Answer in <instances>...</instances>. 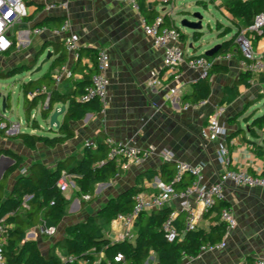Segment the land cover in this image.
Segmentation results:
<instances>
[{"label": "crops", "instance_id": "crops-1", "mask_svg": "<svg viewBox=\"0 0 264 264\" xmlns=\"http://www.w3.org/2000/svg\"><path fill=\"white\" fill-rule=\"evenodd\" d=\"M33 1L40 7H26L27 22H22L21 19L12 29L14 54L27 58L43 46L44 54L51 52L53 55L55 44H63L70 34L77 35L78 45L85 53L76 57L73 53L65 51L67 58L61 67L71 71L73 76L65 78L58 87H53L60 93H66L74 89V84L81 81L84 75H93L95 56L99 50H103L108 54L111 63L108 71L107 105L100 112L88 113L81 121L71 122L74 137L54 149L40 145L36 150H30L21 141L10 138L13 132H6L0 133V150L9 149L22 156L24 164L21 173H27L30 165L35 162L53 169L59 161L68 157L80 159L86 146L95 148L98 142L106 138L129 143L142 150L150 146L155 149L142 165L127 170L120 169L116 178L96 184L94 194L86 201L93 200L89 205L82 208L77 191L74 192L71 206L68 205L66 216L54 234L48 237L46 242H42L45 238L39 236L35 239L45 256L49 254L53 246L51 244L64 239L67 226L86 220L91 216L89 213L95 215L102 207L98 208L103 199H109L114 193L117 195L131 188L138 176L148 171L159 172L161 166L166 163L162 159L163 153L172 154L173 164L183 162L200 168L201 183L207 186L213 184L219 173L224 170L220 163V151L223 148L229 153V169L244 170L253 176L264 175V135L261 131H257L256 135L248 131L245 118L253 115L243 117L246 107L255 103L251 101H254L258 94H264V83L260 81V77L253 75L251 87H240L239 97L226 106L225 113L219 118L224 134L216 141H204L200 137L208 117L220 106L224 88L232 86L238 80L242 72L240 60L233 56L229 62L220 64L228 67L227 74H215L210 77V97L202 106H198L187 99L194 84L201 79V72L197 69L182 66L177 84L169 79L163 80L162 86L155 91L149 87L151 75L161 71L163 53L154 46L153 40L143 33L140 26L141 14L131 6L111 0H46L43 3ZM66 2L67 7H61V4ZM145 4L150 13L167 17L175 26L177 18L181 22L185 17L177 14L187 13L183 0H168L165 3L163 0H145ZM52 5L55 7L49 9ZM224 15L228 18V15ZM65 20L70 23L69 30L55 35L53 30L59 28ZM39 28L44 31L35 34L34 30ZM180 34L183 36L180 44L184 47L189 37L181 31ZM193 35L192 40L198 41ZM252 45L257 54L263 55L264 38L254 39ZM184 49L188 56L202 55L205 51L202 48H193L192 44L189 45L191 53L185 47ZM11 51L12 49L9 52ZM53 59L54 55L46 65L47 69ZM0 65L3 66V63ZM59 68L51 71L52 79ZM175 85L179 90L176 100L170 95V89ZM56 107L60 108L61 105ZM234 118L237 119L235 122ZM13 125H16L15 133L38 135V130H33L28 125L25 132H19V123ZM189 179L195 180L191 175L185 174L184 183ZM156 180L159 179L155 178L150 182L143 180V195L158 193ZM70 194L73 195V192ZM224 196V203L231 209L237 223L236 228L223 237L224 247L202 251L195 259L182 258L179 264H243L248 258L264 259V189L235 187L228 183ZM186 200L198 215L196 228L207 230L210 221L204 217L195 197L190 196ZM182 201L183 199L175 198L166 207L179 214ZM88 206H91L90 212H87ZM210 216H213V213ZM39 227L41 225L30 230L35 231ZM122 233L123 227L118 223L112 222L104 228V234L112 242ZM41 246L45 247V252ZM54 254L61 262L67 258V253L65 258H61L57 249ZM95 257L100 259L102 255ZM147 264H158L155 254L150 255Z\"/></svg>", "mask_w": 264, "mask_h": 264}, {"label": "trees", "instance_id": "trees-1", "mask_svg": "<svg viewBox=\"0 0 264 264\" xmlns=\"http://www.w3.org/2000/svg\"><path fill=\"white\" fill-rule=\"evenodd\" d=\"M22 1L25 7H40L33 0ZM198 4L206 6V3L198 2ZM222 5L228 14L229 21L237 29L233 35L222 42L217 55L231 53L238 60H242L236 42L237 38L242 29L253 25L256 16L264 13V0L247 2L229 0ZM138 6L141 17L145 18L148 23H152L159 17L147 10L145 0H138ZM162 20L161 26L178 29L167 17H163ZM22 22H27L26 16L22 18ZM216 29L220 32L219 37H226L232 33L230 27H224L219 23H217ZM193 36L199 40V33H195ZM180 37V40L183 41V36L180 35ZM263 38L264 31L255 39ZM14 47L15 43H13L12 49ZM44 50L37 54L36 59L44 54ZM65 51L63 44H55L53 48L54 59L46 73L21 84L25 122L31 123L33 130L41 131L37 121L30 119L32 112L36 109H39L40 118L43 121L49 119L54 107L61 105L66 109L61 116L58 129H47L52 136L29 133H17L10 136L13 140L21 141L30 150H36L40 145L54 149L65 144L74 137V131L70 127L71 122L81 121L88 113L102 110L97 99L85 102L78 100L80 96L85 94L89 86L91 73L84 75V78L76 82L74 89L69 92L60 93L53 87L54 80L50 73L65 63L67 58L64 54ZM83 53L85 50L79 47V57ZM9 54L10 52H7L2 56H9ZM199 56L205 57L203 54ZM262 58L264 60V53ZM36 59L35 61H37ZM35 64L36 62L33 65L23 64L17 68L0 70V81H5L18 74L31 72ZM227 72V66L213 65L207 71V77L194 84L192 93L187 99L192 104L208 100L211 94L210 77L215 74H227ZM252 76L253 74L249 71L241 72L238 80L232 86L224 88L219 105L228 106L232 104L239 97L240 87L246 89L251 87ZM260 81L264 83V78L260 77ZM9 104L10 101H7L6 106L8 108L10 107ZM236 120L234 118V122ZM245 120L248 124L247 129L251 134L256 135L257 131H261L264 135L263 115L245 118ZM2 124L4 128L0 129V133L5 134L10 128V123L4 118H0V125ZM259 153L261 154L262 151ZM0 155L9 157L14 161V164L5 172L0 181V225L4 228V257L7 264H69L68 262H61L54 254V250L61 244L66 250L67 256L75 258L76 261L73 264H94L95 256L99 254L102 255L100 264L113 261L118 254L124 256L127 264H145L151 254L156 255L158 264H179L182 258H197L203 248L216 246L224 237L225 224L220 220V211L227 207L224 202L216 204L207 213H204V217L210 221L207 230L196 228L191 232L183 233L184 214H177L173 226L180 234V238L172 243L168 242L162 230L164 222L172 212L169 207L140 214L134 223L135 237L133 241L125 240L113 243L106 237L104 234L105 227L109 226L118 215L131 213L135 205V198L144 192L141 186L143 180L150 182L158 178L161 183L171 186L178 192L192 184V179L184 183V176L180 181H176V164L164 163L159 172L148 171L138 176L131 188L109 198L95 215L89 216L82 222L67 226L64 231V239L59 241V244L55 243L49 254L45 256L36 240H27V232L39 225L45 229H56L66 216L69 201L57 187L62 172L71 175L77 187V197L80 198L81 204H84L83 198L91 197L94 194L96 184L112 180L120 174L117 163L108 158V147L104 141L98 142L95 148L90 145L86 146L80 159L68 157L59 161L53 169L48 168L43 163L35 162L24 174L21 173L24 164L22 156L9 149L0 150ZM11 176L15 177L6 192ZM26 197H30V199L24 204ZM212 213L213 216H210ZM256 262L257 259L248 258L243 264H256Z\"/></svg>", "mask_w": 264, "mask_h": 264}, {"label": "built area", "instance_id": "built-area-1", "mask_svg": "<svg viewBox=\"0 0 264 264\" xmlns=\"http://www.w3.org/2000/svg\"><path fill=\"white\" fill-rule=\"evenodd\" d=\"M38 2H45L46 0H36ZM116 3L127 4L134 10L139 12L138 0H111ZM168 0H163L167 2ZM216 6L222 5L229 0H209ZM241 2H247L250 0H240ZM55 6H49V9H53ZM61 7L66 8L67 2L61 4ZM26 16V7L22 0H0V55H4L9 52L13 47L11 35L13 34V27L17 22H20L23 17ZM163 17L159 16L152 23H148L143 17L140 18V26L143 33L153 40L154 46L162 51L163 62L160 72L153 73L149 80V87L155 91L158 87L162 86L163 80H173L176 82L180 79V69L182 66H187L192 69H197L201 72V76L207 74V71L213 65H220L229 62L233 57L231 53L223 55H215L213 58L201 57L199 55H187L184 47L180 44V30L173 27L161 26ZM70 23L65 20L61 26L53 30L55 35L65 33L69 30ZM44 29H35V34H40ZM264 31V13L256 16L254 23L251 27L244 28L240 31L237 38V45L242 56V60L239 61L242 72L249 71L253 75L264 78V60L262 55L257 54L253 49V40L262 35ZM79 39L77 35L70 34L63 41L65 50L69 53H73L76 57L79 56L78 45ZM111 63L108 54L99 50L95 57V72L90 78L89 86L87 87L85 94L78 98L79 101L85 102L91 99H97L101 104L102 109L107 105V96L109 88L108 71L110 70ZM72 72L61 67L53 77L54 85L58 87L65 78H71ZM45 90V89H43ZM178 86L175 85L170 89L171 97L178 99ZM49 96V95H48ZM31 98V96H30ZM48 101V99H47ZM46 101V103H47ZM204 101L199 102L197 105L202 106ZM59 109V108H58ZM226 106H218L214 109L212 114L208 117L206 126L201 130L200 137L204 141H216L220 136L224 134V129L219 123V118L225 113ZM4 125H0V129H3ZM16 128H10L6 132H13ZM105 145L108 147V158L115 160L119 170H127L130 167H138L155 152V149L150 146L147 149H139L129 143L123 141H115L110 138L104 140ZM162 159L166 163L173 162V156L171 153H163ZM220 163L223 167V171L219 173L217 179L210 186L201 183V170L198 167H191L190 165L179 162L176 164V181H180L185 174L191 175L195 180L192 184L185 188L183 191H176L169 185H164L159 180H156V187L158 189L157 194L143 195L139 194L135 198V205L129 214L118 215L113 223H118L123 227V233L116 239L120 241H133L135 237L134 223L137 217L142 213H149L153 210L164 208L168 203L175 199H183L180 210L184 214L183 219V233L191 232L196 229L198 215L196 210L186 200L190 196L195 197L197 205L201 208L203 213H207L209 209L220 202H224V192L228 183L235 187L245 188H260L264 189V175L253 176L244 170H232L229 169L230 158L226 148L220 151ZM24 174V172H22ZM57 187L60 192L67 198L69 203L74 199V192L77 191V187L72 180L71 175L66 172H62L61 178L57 183ZM73 192V195L70 193ZM30 197L24 199V204L29 201ZM84 201H89L90 197H84ZM178 212L172 211L164 222L162 230L164 231L168 242H175L180 238V234L173 226V221L176 218ZM220 220L225 224L224 238L233 231L236 226L235 217L229 207H225L220 211ZM55 229H45L43 226L37 228L35 231L30 230L27 232L26 238H32L35 240L39 235L51 237L54 234ZM223 238V239H224ZM214 247H205L202 251L220 249L224 247V240ZM4 228L0 225V264H7L4 257ZM75 258L67 256L64 262L73 264ZM101 260L98 259L94 264H100ZM106 264H127L123 255L118 254L114 257L113 261ZM147 264V261L145 262ZM256 264H264V259L257 260Z\"/></svg>", "mask_w": 264, "mask_h": 264}, {"label": "rangeland", "instance_id": "rangeland-1", "mask_svg": "<svg viewBox=\"0 0 264 264\" xmlns=\"http://www.w3.org/2000/svg\"><path fill=\"white\" fill-rule=\"evenodd\" d=\"M183 2L185 4L187 13H185V14L184 13H178L177 14L178 16L184 15L185 16L184 19H189V20H192V17L194 14H200L202 16V30L200 31L198 41H193L191 38L193 33L190 30L182 28L180 26L179 19L178 18L176 19V27L182 33H185L186 36L189 37L186 40L185 45H184V47L186 48V50L189 53L192 52V50L189 49L190 44L193 45V48L205 49V51L203 52V54H204L207 50L213 48L215 45L221 44L223 41H225L227 38H229L231 35H233L235 33V30L237 29V27L232 25V23L229 21V19L224 15V14H226V15H228V14H227L223 5H219V7H217L215 4H213L209 0H183ZM197 2L206 3V6L204 7L202 5H197ZM217 23L221 24L224 27H230L232 33L226 37H224V36L219 37L220 32L216 29ZM240 24H242V23H240ZM46 55H47V53L43 54L38 59H36L37 58L36 54H34V55L31 54L27 58L22 57V56L19 57V56H16L14 54V49H12L9 56L3 57V58H2V56H0V63H3V66L0 65V70L17 68V67L23 65L24 62H25V65H28V64L33 65L36 62V64L34 65V68L31 72L18 74L15 77H12V78L7 79L5 81H0V118L6 119L10 123L11 128H14L16 126L13 124L19 123V125H20L19 132H25L26 131L25 130L26 125H28L30 128L32 127L31 123L25 122V117H24V112H23V98H22V92H21V84L26 83L27 81L33 79L36 76L43 74L46 71V69H47L46 65L49 63L50 60L47 63H45L44 65H42L41 70L36 73V69L41 65V63L45 59ZM4 58H8V59L5 60ZM17 58H19L20 60L16 61ZM35 59L37 61H35ZM21 63H23V64H21ZM32 76H34V77H32ZM262 92H264V90ZM2 98H5V103L7 101H10V104H9L10 107L8 108L6 106L5 112H3ZM251 102H255V103H252V105H250L249 107H246V109L244 110L245 114L243 115V117H247L250 114L253 115V117L262 116V115L264 116V94L263 93L258 94L257 98ZM56 109H58V107L53 108V111L51 112L50 116L52 115V113ZM30 119L37 121V123L39 124L41 131H38V135L51 136V134L47 131L48 128L50 129L49 119L47 121H43L40 118L39 109H36L34 112H32ZM59 121H61V117L59 118ZM53 129H55V128H53ZM14 134H17V133H12L10 135L12 136ZM14 177L15 176H12L9 179L8 186L6 188V192L9 190V188H10V186L14 180ZM112 196L113 197L116 196V193H114ZM107 199L108 198L103 199L101 201V203L99 204L98 208L103 206L106 203ZM80 202H81V200H80ZM91 202H93V200H91L90 202L85 201V203L80 204V206L83 208V206L89 205ZM70 206H71V203L69 204V207ZM88 207L89 208H88L87 212H90L91 206H88ZM89 214L93 215V213H89ZM39 237L45 238L42 242H46L47 238H48L47 236H44V235L43 236L39 235ZM57 244H59V241L57 242ZM51 245H54V244H51ZM41 249L44 251L45 247L41 246ZM56 249H57V254L61 258L66 257V252H65L62 244L58 245V247ZM95 259L98 260L96 257H95Z\"/></svg>", "mask_w": 264, "mask_h": 264}, {"label": "water", "instance_id": "water-1", "mask_svg": "<svg viewBox=\"0 0 264 264\" xmlns=\"http://www.w3.org/2000/svg\"><path fill=\"white\" fill-rule=\"evenodd\" d=\"M180 26L184 29L190 30L193 34L200 33L202 30V16L200 14H194L192 17V20L189 19H183L180 22ZM222 44V43H221ZM221 44L215 45L213 48L207 50L203 55L207 58H213L217 53L219 52L221 48ZM44 50V47L41 46L36 51V57L38 53H41ZM52 58V53L47 52V55L45 59L42 61L41 65L36 69V73L39 72L42 68V65L47 63ZM207 77V74L204 76H201V79H205ZM3 103V112L6 110V103L5 98H2ZM65 107H60L59 109H56L52 115L49 118V127L58 129L60 125L59 117H61L65 113ZM112 160V159H111ZM14 164V161L10 159L9 157H6L4 155H0V181L3 179V176L5 172ZM127 190V189H126ZM113 198V197H111ZM107 202V201H106ZM27 240H33L32 238H27ZM113 243H118L117 241Z\"/></svg>", "mask_w": 264, "mask_h": 264}]
</instances>
